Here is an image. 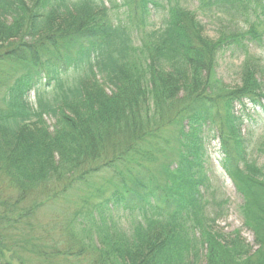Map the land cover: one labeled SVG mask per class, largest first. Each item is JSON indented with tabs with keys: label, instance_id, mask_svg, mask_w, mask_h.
I'll use <instances>...</instances> for the list:
<instances>
[{
	"label": "trees",
	"instance_id": "trees-1",
	"mask_svg": "<svg viewBox=\"0 0 264 264\" xmlns=\"http://www.w3.org/2000/svg\"><path fill=\"white\" fill-rule=\"evenodd\" d=\"M196 3L142 0L143 25L149 4L166 13L136 45L105 0H0V264H264V165L241 137L264 113V0ZM199 17L222 19L216 39ZM225 51L244 57L236 87L218 74ZM206 130L255 247L205 214ZM56 204L75 210L64 240L41 219ZM106 209L144 222L124 232Z\"/></svg>",
	"mask_w": 264,
	"mask_h": 264
},
{
	"label": "rangeland",
	"instance_id": "rangeland-1",
	"mask_svg": "<svg viewBox=\"0 0 264 264\" xmlns=\"http://www.w3.org/2000/svg\"><path fill=\"white\" fill-rule=\"evenodd\" d=\"M129 1L130 0H105V3L111 10L113 21L116 24L127 27L131 31L136 45H140L145 33L161 29L164 23L163 20L166 9L154 8V6L152 7V5L149 4V7L152 8V13L146 20V25H143L142 0L136 1L135 4L130 5L131 7L127 4ZM160 1L163 2L164 0ZM196 2L197 0H181L182 5L193 11L197 10L198 6ZM163 6H166V3H163ZM199 19L205 27L206 36L211 39H216L220 31L219 23H222V19H205L202 17H199ZM253 53L256 57L260 58L264 64V50L256 49ZM243 60L244 57L241 56L240 53L234 54L231 51H225L220 55L218 74L228 86L236 87L240 85V69ZM85 70H87V68ZM85 70L69 71L61 77V82H63L64 85L76 83L85 75ZM262 81L264 86V76ZM57 89L58 83H54L53 87L48 88L47 91ZM34 100V94H32L31 101L33 102ZM236 109L240 110V107L237 106ZM248 114H250V116L247 115L245 117L241 137L246 142L249 160L261 167L264 165V113L261 109H251ZM207 131L208 130H206V136H208ZM220 148V141L217 134L214 133V135L208 136V139L205 141V150L207 152L205 172L210 179L212 189L209 190L201 187V192L204 197L203 200L206 204L208 203L205 214H211V218H215V215H217L215 224V229L217 231L225 235L239 231L246 242L250 246L255 247V233L249 226L245 225L244 219L240 214V206L244 202L243 198L238 193L233 181L221 166L222 154ZM95 200V202L99 203L103 199H101V197H96ZM44 211L41 219H44L43 221L45 223H51L52 227L55 229V234L60 235L64 240L61 232L66 224V218L72 217L75 212L73 207L71 205L56 204ZM93 215H96L95 211ZM103 216L107 223L110 224L112 221L119 230L127 233L133 231L136 222H144L140 212L132 213L106 209L104 210ZM91 225L92 224L88 223L87 229H93L94 233H96V227ZM78 230L82 231V226H80ZM82 237L88 239L84 235H82Z\"/></svg>",
	"mask_w": 264,
	"mask_h": 264
}]
</instances>
